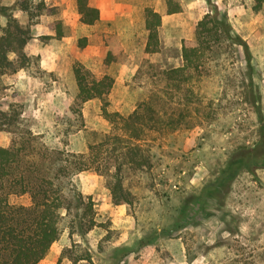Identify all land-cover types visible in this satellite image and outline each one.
I'll return each instance as SVG.
<instances>
[{
  "label": "rangeland",
  "instance_id": "rangeland-1",
  "mask_svg": "<svg viewBox=\"0 0 264 264\" xmlns=\"http://www.w3.org/2000/svg\"><path fill=\"white\" fill-rule=\"evenodd\" d=\"M176 1L180 11L166 14L165 0H88L99 10L91 25L80 21L75 0H44L45 8L31 20L14 11L20 23L30 24L25 51L31 63L0 79V109L17 103L26 126L68 154L87 152L96 143V167L71 176L93 203L83 222L93 218L95 225L80 235L64 214L58 239L36 264H113L117 257L118 264H264V168L241 171L220 210L213 200L203 210L189 202L185 226L140 245L142 238L172 225L233 149L255 142L257 97L264 114V3L254 10L253 0H210L248 52L213 34L199 67L168 80L165 71L183 63L182 40L194 43L196 22L209 10L206 0ZM0 2L15 5V0ZM145 6L162 15L159 49L153 53L144 51ZM83 36L87 43L79 47ZM108 50L116 58L105 63ZM74 62L95 77L113 78L106 96L110 110L128 114L138 108L149 119L145 139L134 149L141 167L122 163L116 130L101 115V101L75 99ZM8 142L0 130V146ZM119 163L129 201L114 203L106 171ZM9 201L30 204L28 194L10 195ZM85 255L90 259L74 261Z\"/></svg>",
  "mask_w": 264,
  "mask_h": 264
},
{
  "label": "trees",
  "instance_id": "trees-1",
  "mask_svg": "<svg viewBox=\"0 0 264 264\" xmlns=\"http://www.w3.org/2000/svg\"><path fill=\"white\" fill-rule=\"evenodd\" d=\"M206 1L209 10L196 22L193 32L194 43L182 40L183 63L165 71L168 80H174L176 76L181 77L186 68L199 67L205 50L213 44V34L222 36L232 45L241 47L243 52H248L247 43L233 31L227 19L219 15L210 0ZM165 2L166 14L180 11L178 1ZM253 2V9L258 10L264 0ZM75 6L82 23L91 25L99 19L98 8L90 5L88 0H75ZM44 8V0H15L14 6L0 2V79L28 68L31 63V58L25 51L31 37L30 24L20 23L14 11L26 13L31 20ZM143 11L146 30L144 51L153 53L159 49L158 29L162 24V15L150 6H145ZM86 43V36L78 38L79 47H84ZM115 58L114 51L108 50L104 61L110 63ZM72 73L76 86L75 99L80 102L91 99L101 101V115L116 130L113 140L122 151L124 158L122 163L141 167L142 160L136 158L134 149L139 148L137 141L145 139L149 119L139 113L138 108L128 114H121L108 108L106 96L113 85V78L110 75L95 77L88 68L78 62L73 63ZM256 113L255 142L233 149L215 177L204 183L196 194L190 196L191 199L186 201V205L180 208V214L172 225L169 228L162 227L142 238L140 245L160 236H172L185 226L189 222L185 219L189 202H196L197 209L203 210L204 203L213 200L214 205L220 210L233 180L241 171L255 174L257 169L264 168V114L259 97ZM0 130L9 136L8 144L0 146V264H36L58 239L64 214L71 216L70 226L80 235L95 225L93 218L83 222L85 213L92 211L93 203L89 199L86 200L76 188L71 176L75 172L96 167L97 159L93 156L96 143L89 144L87 152L69 154L50 146L41 133H35L26 126L23 112L17 103L0 109ZM122 163L113 166V170L109 168L106 171L114 203L129 201V193L124 188L121 176ZM22 194H28L30 204H15L9 201L10 195ZM219 219L223 223L226 221L224 216H219ZM224 229L229 233L238 232L237 227ZM121 249L124 255L127 251L125 248ZM79 259L90 258L87 255L79 256L74 261ZM120 259L115 258L113 264H118Z\"/></svg>",
  "mask_w": 264,
  "mask_h": 264
},
{
  "label": "crops",
  "instance_id": "crops-1",
  "mask_svg": "<svg viewBox=\"0 0 264 264\" xmlns=\"http://www.w3.org/2000/svg\"><path fill=\"white\" fill-rule=\"evenodd\" d=\"M89 4L93 6V4H92L91 2H89ZM94 7H95V6H94Z\"/></svg>",
  "mask_w": 264,
  "mask_h": 264
}]
</instances>
